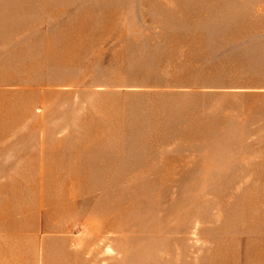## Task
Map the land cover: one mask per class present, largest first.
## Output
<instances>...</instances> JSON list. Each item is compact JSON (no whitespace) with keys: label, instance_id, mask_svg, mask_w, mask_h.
I'll return each mask as SVG.
<instances>
[{"label":"rangeland","instance_id":"374dc122","mask_svg":"<svg viewBox=\"0 0 264 264\" xmlns=\"http://www.w3.org/2000/svg\"><path fill=\"white\" fill-rule=\"evenodd\" d=\"M0 264H264V0H0Z\"/></svg>","mask_w":264,"mask_h":264}]
</instances>
